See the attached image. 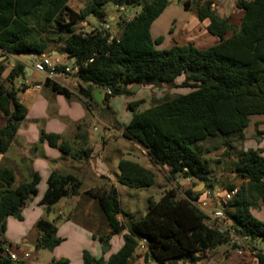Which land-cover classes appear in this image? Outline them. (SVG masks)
<instances>
[{
	"label": "trees",
	"instance_id": "16d2710c",
	"mask_svg": "<svg viewBox=\"0 0 264 264\" xmlns=\"http://www.w3.org/2000/svg\"><path fill=\"white\" fill-rule=\"evenodd\" d=\"M68 2L0 0L2 56L38 57L47 50L46 35L57 29L63 34L58 55L72 59L78 66L77 93L91 110L98 106L93 98L98 89L103 92L102 105L116 96H130L131 87L136 85L156 90L164 86L186 90L184 94L152 99L142 111L136 109L140 102L130 103L132 115L123 126L122 136L145 148L150 161L167 170L168 180L191 179L193 186H204L201 192L181 190L180 196L176 186L165 190L157 201L148 196L146 212L135 219L122 210L117 195L112 196L113 189L91 191L111 234H122L123 242L107 261L83 253V264H131L140 257L144 264H176L179 260L196 264L220 246L230 245V235L208 225L205 215L192 203L203 200L205 191L219 186L205 155L220 148L229 155L232 143L243 141L249 118L264 115V0H239L236 7L243 16L237 26L219 17L212 3L185 0L181 3L183 8L189 10L194 6L198 21L206 23V31L217 42L204 48L188 43L164 49L156 48L159 40L151 39L150 27L167 7V0H79L81 6L77 11L69 8ZM109 3L116 9L122 7L124 12L132 11L118 23L115 36L101 30L99 24L100 20H107L105 6ZM87 17L97 21L96 28L89 32L76 29ZM5 60L0 63V155L7 151L27 113L17 101V90L11 86L26 74L25 67L15 61L2 80L7 69ZM179 78L182 80L175 84ZM43 86L56 94L70 96L66 89L47 80ZM82 128H86V123L76 126L77 134ZM77 140L78 147H72L58 135L41 132L39 136L40 142L46 141L71 159H89L92 148L86 146V138L77 135ZM236 153L233 172L247 183L223 188L227 192L235 190L220 208L223 220L227 231L264 247V224L250 213L254 201L264 203L263 151L247 149ZM117 166L116 182L120 186L145 190L154 185L152 170L126 159L119 160ZM14 181L13 171L0 166V235L7 218L22 219L23 206L37 193L39 177L34 173L29 181L13 187ZM80 188L81 181L75 175L52 171L40 203L48 212L61 199L78 194ZM118 215L123 222L117 219ZM125 218L128 220L124 222ZM35 229L39 233V248L59 244L54 225L46 219H39ZM109 238L99 241L107 244ZM141 241H145V246L139 257L136 252ZM1 243L0 264H23L29 259L10 261L3 250L10 246H4L2 240ZM255 251L242 264H264V249Z\"/></svg>",
	"mask_w": 264,
	"mask_h": 264
},
{
	"label": "crops",
	"instance_id": "0c3cea01",
	"mask_svg": "<svg viewBox=\"0 0 264 264\" xmlns=\"http://www.w3.org/2000/svg\"><path fill=\"white\" fill-rule=\"evenodd\" d=\"M238 1L239 0H235V8L237 9L236 11L240 14L238 21L230 22L229 18H224L228 19L231 24L236 26L239 25L243 16V12L236 7ZM202 2L212 3V7L217 12L218 16L221 17L218 13L219 3L216 0H202ZM68 7L74 11H77L80 8V5L77 6V10L73 9L70 5H68ZM189 10H191L192 12L189 21L192 22L194 26L187 25V23L185 27H183V29L180 28L179 31L175 30L174 35L170 39V42L164 48H168L175 44L184 45L188 43H192L197 48H204L211 46L205 45L206 41L213 42L212 45L217 42L216 39L211 35L210 36L212 38L210 36L204 37L205 34L209 35L206 31V23H201L198 21L194 6H191ZM131 13L132 11L120 13L119 10L116 9V7L114 11H111V13H107V19H109L110 24L112 25L110 35L111 33L112 36L117 35L118 23H120L123 18L130 16ZM155 21H157V19ZM155 21L150 27V36L153 41L156 40L153 39L154 37L156 38L163 34L161 31H158V29H161V26L159 25L157 27ZM79 26H82V22L79 24ZM93 26V29H95L96 24H93ZM187 29L191 30L186 31ZM81 30L83 32H87L83 29ZM47 39L49 44L46 52L43 54H46V56L60 57L61 55H58V49L62 45V43H58L56 41V43L53 44L52 39L48 37ZM157 39L161 40L160 37ZM2 55L3 54L0 51V57H2L0 58V63H2V60L4 61L6 59V68L9 64L7 62L10 61L8 68L2 74V80L6 78L15 61L24 64L32 57L8 56L6 58ZM70 62L71 64H75L72 59L70 60ZM26 69L27 67H25L26 74L16 79L13 85H11L17 90V101L26 109V117L18 127L15 137L10 143L7 151L3 155H0V166L12 170L13 173H15V176H20L21 181L19 182L21 183L29 181L32 174L36 173L39 177V183L37 185L36 195L33 198L29 199L22 208V219L17 220L13 217H9L6 219L4 231L2 235H0V241L2 240L5 243L4 246H10V250L18 257H22L23 252L28 251L29 259L26 262L23 260V264H41L39 263V259L41 256V254L39 253H42V257L44 259L43 264H49L53 261H65L67 264H83V253H87L91 258L95 260L102 259L104 261H107L109 257L117 252L122 246V234H111L112 232L109 227L108 221L97 199L93 195H91L90 192H107L113 189L116 192L121 191L123 194L127 193L123 192L122 186H120L116 182V178L119 175L117 164L119 160L124 159L125 155L132 158L129 159L130 161L136 162L146 169L154 170V168H160H158L150 161V159L147 157L145 148L140 147L136 143L129 141L122 136L123 126L126 124L122 123L119 118H97L98 116L93 114L94 119H98V121L101 123L103 133L101 136L97 135L98 138L96 139V144L100 143L99 150L97 148L93 149L91 147V144H89L90 148H92V155L87 160L71 159L69 156L63 155L57 149L49 146L46 141H43L40 144L39 141H37V138L39 139V134L41 132H44L45 134L58 135L61 141L67 142L72 147H78L77 143L79 141L77 140L76 126L81 125L82 123H84V121H78L77 118L78 116H83V113L80 108L73 107V112L71 111L66 119V127L70 128V131L68 128L63 129L62 124H60L59 122L60 118L65 117V115H60V109H58V101H60V98L58 97L60 95L54 93L50 88L43 86V80L39 74L34 72L31 68H28L31 71ZM37 84L40 85L39 89L34 88V86ZM5 86L9 87L10 84L5 83ZM77 86L78 81L74 84L73 87L69 89L68 93L70 94V96L66 98H79L85 106L86 113L87 111L93 112V110L85 105L84 99L77 93ZM141 88H139V90ZM145 88L147 87H144V89ZM106 104L109 105V102ZM98 106L100 105L98 104ZM146 106L147 107L145 109L149 107V105ZM263 116L264 115L252 116L249 118L247 128L250 123H253L254 131L252 129H250V131L248 130L247 135V128L245 129V137L241 142L242 147L240 150L261 149L263 151L262 156L264 157V148H262L260 145L257 146L256 144L254 148H248L246 146L247 140L258 138L257 134H260L261 138L264 139V118H261ZM261 119H263V125H261L259 122ZM39 123L44 125V131L40 130L39 126L41 124L39 125ZM32 125L34 126L33 128ZM87 125L89 127V122L86 123V128ZM114 125L116 126V128H113ZM71 129H74V131ZM92 130L94 132L97 131L96 127H93ZM254 132H256V137ZM253 145H255L254 141ZM108 152L110 153L107 156L106 154ZM209 154L210 153H208L207 155ZM207 155H205V157ZM141 159L142 161H139ZM234 162V164H236V159L234 160ZM161 170H163L162 176L163 180L165 181L164 186L160 188V190L158 189V192L161 191V194L165 190L175 188V185L178 186V196H180L181 190L191 189L193 192H201L202 190H204V186L202 184L193 186V184H190L192 183L191 181L186 182L185 179L182 178H176L174 181H170L168 180L167 170L165 168ZM52 171H57L61 174L75 175L81 181V188L78 194L73 197L61 199L47 212L45 210V206L40 203V200L47 187L48 175ZM212 176L217 179V176L213 175V173ZM234 176L235 173L232 174V177ZM179 182H181V185H179ZM232 183L235 186H239L242 183L246 184L247 182L241 179H237ZM17 185L15 184L14 187ZM217 188L219 190H223V186L221 187L219 185ZM149 189H145V192L147 193ZM219 195L221 194H215L213 198L208 199V212H211L218 207L220 198ZM119 198L120 195H117L118 201ZM254 204L255 205L251 208L250 213L256 220L264 224V203H262L260 200H257L254 201ZM51 213L55 215L54 220L53 218L49 217V214ZM60 214H63L65 218L62 219ZM127 214L129 215V217L134 218L132 211L128 210ZM120 216L121 215L117 216L118 220ZM41 218L46 219L48 222L54 225L56 229L55 235L60 241L59 244L46 248H39L37 246L39 233L35 229V224ZM119 221L123 222V218ZM106 236H110L107 244H103L99 241V238H104ZM2 244L3 243H1L0 245ZM140 244L141 243H139V248L144 251V247ZM243 245V250L245 253L248 248L255 247L259 248L260 250L264 249V247L259 242H249L245 238L243 240ZM104 246L108 248L107 251H103ZM249 260L250 256L245 254L243 257H238L235 254V251L229 245H223L220 246L217 250L208 254L207 257H204L202 260L198 261L196 264H242L245 261ZM134 264L144 263L142 258H140L136 260ZM177 264L189 263L180 261Z\"/></svg>",
	"mask_w": 264,
	"mask_h": 264
},
{
	"label": "rangeland",
	"instance_id": "374dc122",
	"mask_svg": "<svg viewBox=\"0 0 264 264\" xmlns=\"http://www.w3.org/2000/svg\"><path fill=\"white\" fill-rule=\"evenodd\" d=\"M184 1L185 0H167L168 2L167 7L157 18V21H155L157 27L159 25L161 26V29L160 30L158 29V31H161L163 33L161 36L153 38V39L159 40V44L156 45L157 49H163L166 45H168L171 37L174 35L175 30L179 31L180 28L183 29V27H185L187 23H188L187 25L194 26V24L189 21V18L192 15L191 10H186L183 8V6H181L182 5L181 3ZM216 1L219 3L218 13L222 18H229L230 22L238 21L240 14L237 13L236 11L237 9L235 8V3H236L235 0H216ZM68 5H70L73 9L77 10V6L80 5V3H79V0H69ZM114 10H115V6L111 3L105 6V11L107 13H111V11H114ZM96 22L97 21L94 18L87 17L85 19V22H82V26L77 25L76 29H83L89 32L95 26V25L93 26V24L97 25ZM189 30L191 29H187L186 31H189ZM62 36L63 34L60 31L57 32V29H53L51 33L46 35V37L53 40V44H55L56 41L58 43H63V40L59 39ZM111 36H112V33H111ZM205 36H210V35L205 34L204 37ZM159 37L161 38V40L157 39ZM212 43L213 42L206 41L205 45L209 46V45H212ZM7 63L10 64V61H8ZM8 65H7V68H8ZM181 80L182 78L177 79L175 84H178ZM185 92L187 91L183 89L172 88L170 86H164L157 90L149 88V87L145 89L141 88L140 90L139 89L135 90L130 96L113 97L110 99L109 105L108 104H104L102 106L100 105V106L95 107L96 109H94L93 107V112L87 111L88 114L85 111L84 104L79 98L70 97L69 99V98H66L64 95L59 94L60 96L58 98H60V101H58V104H59L58 109H60L61 116L65 115V117L60 118L59 122L60 124H62L63 129L68 128L66 127V124H67L66 119L68 117V114H70L71 111L73 112V107L80 108V110L83 113V116H78L77 119L78 121H84V123L89 122V127L87 125V128L82 129L77 135H80V137L84 135V137L86 138L87 147H90L89 144H91V147L93 149L97 148L99 150L100 143L96 144V139L98 138L97 135H100V136L102 135L103 129L98 119H94L93 114L98 116L97 118H101V117H105L109 119L119 118L122 123L127 124L132 115V112L128 108V105L130 103L140 102L136 109L143 110L147 107L146 105L151 104L152 99L157 101V100H161L162 97H172L175 95L184 94ZM77 104L80 106H78ZM261 118H264V116ZM262 120L263 119L259 121L261 125H263ZM40 124L41 123H39V125ZM33 127L34 126L32 125V128ZM93 127H96L97 131L94 132L92 130ZM39 128L41 131H44L43 130L44 125L41 124ZM68 129L70 131V128ZM250 129L254 131L253 123H250V125L248 126L247 135H248V130L250 131ZM71 130L74 131V129H71ZM254 133L256 137V132ZM257 135L260 141H257V138H253V140H247L246 146L248 148H254L256 144L257 146L260 145L262 148H264V140L261 138L260 134H257ZM37 141H39L38 138H37ZM253 141L255 145H253ZM39 143L41 144L40 141ZM232 146L233 148L230 149V154L227 156L224 154L225 150L223 148H220L217 150H213L209 155L205 157L211 162V166H210L211 171L213 175L217 176V179L219 180V185H221V187L223 186V188H225L229 184H233L232 182L238 179L236 175L232 177V174L234 173L233 171L235 168L234 160L236 159V154H238L236 152H238L241 149L242 145L241 143H232ZM109 153L110 152H108L106 155L108 156ZM124 159L129 160L132 158H130V156L125 155ZM139 161H142V159ZM152 171L155 173L156 180H155L154 186L151 187L147 193L145 192V190H132V189L124 188V187H122L123 192H127L126 194H123L121 191H118V192L114 191L115 195H120L119 201H120L122 210L125 211L126 213L128 212V210L132 211L134 219L142 216L146 212V197L147 196H151L155 201H157L162 195L160 193L161 191L158 192V189L160 190V188H162L165 184V181L163 180V176H162L163 170L154 168V170ZM14 180L15 181H14L13 187L15 184L19 185L21 183L19 182L21 181L20 176H15V173H14ZM179 185H181V182H179ZM49 217L53 218V220L55 219V215L53 213L49 214ZM121 217L122 216L119 217V220H122L123 217L122 218ZM125 220H128V218H125L124 222ZM253 248L255 250L256 249L260 250L259 248H255V247ZM142 253H143V250L138 248L136 254L140 257ZM39 254H41L39 263L43 264L44 259L42 257V253H39ZM140 258H134L132 263L134 264V262ZM178 262H180V260Z\"/></svg>",
	"mask_w": 264,
	"mask_h": 264
},
{
	"label": "built area",
	"instance_id": "2783aa9c",
	"mask_svg": "<svg viewBox=\"0 0 264 264\" xmlns=\"http://www.w3.org/2000/svg\"><path fill=\"white\" fill-rule=\"evenodd\" d=\"M120 13H123V8H118ZM103 31H107L110 33L112 25L110 24L109 19L101 24ZM25 67L31 68L34 72L39 74L42 77L43 82L49 81L58 85L61 88L66 89L69 92V89L77 83V73L78 66L76 64H71L70 59H66L63 56H46L40 55L38 57L32 56L29 60H27L24 64ZM78 87V86H77ZM35 89H39L40 85H35ZM108 93V91H106ZM186 182L192 181L191 179H185ZM215 194L219 195V203L218 207L211 211H207L208 199L213 198ZM235 194V190L232 191H224L219 190L217 187H214L213 190H209L205 192L204 199L198 202L192 203L199 211H201L206 217V223L211 227H214L219 233H228L230 235V247L235 251V254L238 257H243L245 254L251 256L257 251L252 248H248L246 253L243 250V240L239 236H236L232 231H227V225L223 220V214L220 208L223 207L224 204L227 203L228 200ZM61 218L64 219L65 216L60 214ZM143 247L145 246V241L140 242ZM4 254L9 258L10 261L18 262L19 260H27L29 258V252H23L22 257H18L15 253H13L10 248H3Z\"/></svg>",
	"mask_w": 264,
	"mask_h": 264
},
{
	"label": "water",
	"instance_id": "95a60500",
	"mask_svg": "<svg viewBox=\"0 0 264 264\" xmlns=\"http://www.w3.org/2000/svg\"><path fill=\"white\" fill-rule=\"evenodd\" d=\"M103 23V21L102 20H100L99 21V24H102ZM42 55H46V54H42ZM26 70H30V69H26ZM31 71V70H30ZM139 87L140 86H138V85H136V86H132L131 87V91L132 92H134L135 90H137V89H139ZM101 97H102V90L101 89H98L97 91H95L94 93H93V98H94V100L96 101V103L97 104H99V105H101L102 104V101H101ZM112 196H115V192H114V190L112 191ZM107 247H103V250L104 251H107ZM152 264H155L154 262H152Z\"/></svg>",
	"mask_w": 264,
	"mask_h": 264
}]
</instances>
